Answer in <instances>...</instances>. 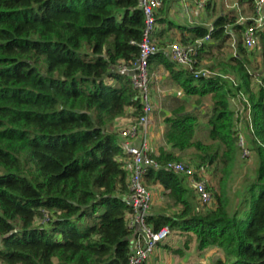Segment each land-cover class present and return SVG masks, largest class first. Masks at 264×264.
I'll return each mask as SVG.
<instances>
[{
  "label": "trees",
  "instance_id": "obj_1",
  "mask_svg": "<svg viewBox=\"0 0 264 264\" xmlns=\"http://www.w3.org/2000/svg\"><path fill=\"white\" fill-rule=\"evenodd\" d=\"M237 1L244 15L254 14L253 0ZM239 18L232 8L211 29L176 24L188 33L183 44L210 35L199 64L208 60L236 85L219 75L196 77L161 51L150 58L151 74L152 62L161 63L194 98L166 116L172 149L152 153L162 166L145 175L149 187L161 184L180 208L150 213L148 221L195 240L198 256L218 248L224 257L214 264H264V33L252 71L243 44L252 21ZM144 19L139 0H0V264H129L131 160L117 122L129 108L142 114L134 73L121 65L140 55ZM163 22L157 14L156 35ZM234 34L242 37L240 53L226 58ZM239 92L249 100L260 165L231 210L228 180L241 115L230 98ZM206 99L209 111H193ZM200 124L208 128L206 139L198 136ZM245 125L249 130L247 119ZM190 149L189 163L207 173L211 205L200 204L183 173L166 168Z\"/></svg>",
  "mask_w": 264,
  "mask_h": 264
},
{
  "label": "built area",
  "instance_id": "obj_2",
  "mask_svg": "<svg viewBox=\"0 0 264 264\" xmlns=\"http://www.w3.org/2000/svg\"><path fill=\"white\" fill-rule=\"evenodd\" d=\"M139 1L145 16L143 35L139 42L140 55L129 64H122L121 70L134 73V87L139 90L143 103L142 114L134 117L128 125H120L118 127L120 137L131 160L129 200L132 210L128 214V226L133 232V237L129 264H142L155 252L158 245L172 233L169 226L155 230L154 226L148 221L153 204V191L145 181V175L150 167L160 168L162 166L152 155L147 141L150 120L155 110L151 88L152 74L150 71V58L153 54L161 51V47L156 39V30L157 12L162 6V0ZM202 2L204 3V1ZM253 4L254 14L250 16L244 15L241 12V7L238 3L232 6V8L240 13V22L252 21L243 31V43L249 51L258 48L260 34L264 33V0H253ZM209 41L210 35L197 39L190 44H183L178 41L172 42L169 44L170 58L179 66L191 71L196 77L219 75L229 79L236 85V81L232 76H228L219 71H213L208 67L199 66L197 57L199 50L204 43ZM237 94L242 96L247 103L246 119L249 121V131L254 132L251 123L249 100L242 93L239 92ZM237 124L238 146L242 155L247 157L251 154L252 150L249 146L246 133L242 129V121H239ZM141 138L142 141L140 140ZM136 140H140V142L137 143ZM166 168L183 173L187 177L189 184L195 189L201 205H211L215 202L209 189L207 173L204 169H197L194 164L181 160L168 161Z\"/></svg>",
  "mask_w": 264,
  "mask_h": 264
},
{
  "label": "crops",
  "instance_id": "obj_3",
  "mask_svg": "<svg viewBox=\"0 0 264 264\" xmlns=\"http://www.w3.org/2000/svg\"><path fill=\"white\" fill-rule=\"evenodd\" d=\"M202 1H204V3ZM208 5V0H169L167 6H161L157 14L159 18H164L165 22H163V25L160 24L159 26V31L162 30L161 34L158 32V34L156 35V39L161 46V52L166 53V55L170 57L169 44L174 41L184 43L182 37L187 36L188 33L176 27V24L186 27L206 25L207 27L212 28L213 22L218 15L213 19L210 18L206 13ZM168 21H171L175 24L170 25ZM205 62L207 65H209L210 63L209 61L204 60L203 63ZM151 68V88L154 103H156L154 93L159 87V82L167 85L170 84L172 86V89L178 92L177 95H174V93L173 95L166 93L167 96H171L173 101L183 99L190 100L191 98H194L192 96H190L191 98H189V95L187 94V97H183L182 93L185 94V92L182 88L172 82L169 77V72L161 63L158 64L157 62L153 61ZM168 99L169 98L167 97L166 100ZM234 100L235 97L232 96L230 98V103L232 109L236 112L237 115L238 113L234 108ZM194 105L195 104H193V106ZM159 109L165 112L163 120L162 118H160V115L158 116V113L155 109L150 120L149 132L147 136L149 148L151 152L156 155L159 154L161 148L172 149V146L165 141L164 137L166 129L165 118L166 116L171 115L172 109L169 110L161 106L159 107ZM133 113L134 109L129 108L127 110V114L118 120L117 126L119 127L120 125H128L135 117ZM142 138L140 139L141 141ZM140 140H136V142L139 143ZM151 188L153 191V204L150 211L151 214L161 212L174 213L175 211H178V209L180 208L179 206H168L167 203H171V199L167 197V192L161 184H153ZM176 241H182V243L186 247L194 246V252H188L186 254L183 250L181 251V245ZM196 245L197 243L195 242V240L189 239L187 235H180L172 231L171 235L158 245L155 252L147 259L146 264H214L217 258L224 257L223 253L218 248H212L206 251L204 255L198 256L195 252Z\"/></svg>",
  "mask_w": 264,
  "mask_h": 264
},
{
  "label": "rangeland",
  "instance_id": "obj_4",
  "mask_svg": "<svg viewBox=\"0 0 264 264\" xmlns=\"http://www.w3.org/2000/svg\"><path fill=\"white\" fill-rule=\"evenodd\" d=\"M237 2H238L237 0H208L209 5L207 7L206 13L210 18L213 19L217 15H220L221 13H224V12H227L228 10H230L232 8V6H234ZM240 38H242V37L239 36L238 34H234L233 35V48L227 46V48L225 50V54L222 56L228 58L232 54H239L240 52H239V48H238V46H239L238 41ZM258 50L259 49L255 48V49L251 50L252 52L247 51L249 54V58H250V62L248 63V67L252 71H256L254 64L257 61H260V55H259ZM205 61H208V60H205ZM211 63L216 64V63H218V61L214 58V62L211 61ZM199 66L210 68V66H208L206 64V62L205 63L200 62ZM218 66L222 67L220 64H217L216 67H218ZM158 86L159 87L157 88V90L154 93L155 100H156V103H155L156 108L155 109L158 113V116L160 115V118H162V120H163L165 112L160 110L159 107L161 106L163 108L171 110L172 108H174L179 103L180 100H174L173 101L171 96H167L166 93H168L170 95H173V93H174V95H177V93H178L174 89H172V86L170 84L167 85V84H163L162 82H159ZM182 95H183V97H185L186 93L185 94L182 93ZM167 97L169 98L168 100H166ZM189 98H191V97L189 96ZM206 98L210 99V96H208ZM233 103H234V108L236 109V111H238V113H240L239 115H241V118L239 121H242V124H243L242 129H244V131L246 133V137H247L249 146L251 147L252 151H251V154L249 156L244 157L242 155L241 151L239 150L237 153L235 165L232 167V172H231L230 178L228 180V196L230 198L231 210L238 207V203L244 197L245 189L256 178L257 169L260 165L259 155H258L257 151L254 149L252 141H251V138H252L251 132L245 126V120H246V115H247V106H246L247 103L245 102L243 97L239 96V95L235 96V100L233 101ZM203 105H205V106H203ZM203 105H200V106H197V105L193 106L192 105L194 108L193 111H196V112L198 111L199 113H202L203 111H209V109H211V103L207 99ZM201 116L204 117L205 116L204 113L201 114ZM204 118L206 119V117H204ZM244 126H245V128H244ZM207 134H208V128L204 124H200L198 136L202 139H206ZM192 152H193V149L186 150L185 157L181 161H185L186 163H189L188 160H190L189 158H190ZM151 190H152V188H151ZM170 201L172 203V200H170ZM171 203L168 202L167 204L172 205ZM176 242L180 243V245H181L180 250L181 251L183 250L186 254L188 252H194V249H195L194 246L186 247L182 243V241H180V242L176 241Z\"/></svg>",
  "mask_w": 264,
  "mask_h": 264
}]
</instances>
